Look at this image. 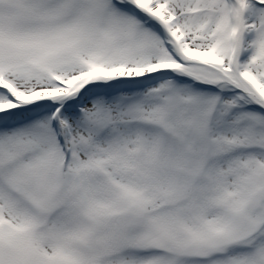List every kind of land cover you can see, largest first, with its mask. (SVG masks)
<instances>
[{"label":"snow or ice","instance_id":"1","mask_svg":"<svg viewBox=\"0 0 264 264\" xmlns=\"http://www.w3.org/2000/svg\"><path fill=\"white\" fill-rule=\"evenodd\" d=\"M0 264H264V0H0Z\"/></svg>","mask_w":264,"mask_h":264}]
</instances>
